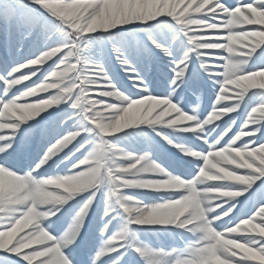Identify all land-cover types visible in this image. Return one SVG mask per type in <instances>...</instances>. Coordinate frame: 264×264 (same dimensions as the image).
Segmentation results:
<instances>
[{
	"label": "snow or ice",
	"instance_id": "1",
	"mask_svg": "<svg viewBox=\"0 0 264 264\" xmlns=\"http://www.w3.org/2000/svg\"><path fill=\"white\" fill-rule=\"evenodd\" d=\"M0 264H264V0H0Z\"/></svg>",
	"mask_w": 264,
	"mask_h": 264
}]
</instances>
